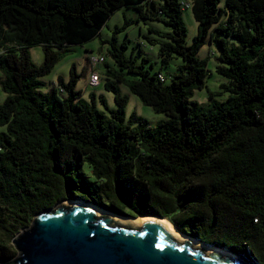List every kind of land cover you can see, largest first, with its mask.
Here are the masks:
<instances>
[{
  "label": "trees",
  "instance_id": "obj_1",
  "mask_svg": "<svg viewBox=\"0 0 264 264\" xmlns=\"http://www.w3.org/2000/svg\"><path fill=\"white\" fill-rule=\"evenodd\" d=\"M122 7L169 28H149L163 41L146 38L160 42L163 65L182 59L170 82L115 39L117 68L108 67L101 82L116 108L104 95L84 98L75 64L68 81L59 77L42 91L41 78L62 58L55 47L93 39ZM190 7L198 23L191 44L183 16ZM207 41L220 50L216 72L227 79L220 85L227 95L210 91L205 105L192 96L210 75L208 60L198 57ZM38 44L41 65L28 51ZM0 70L7 93L0 102V260L16 254L13 239L40 212L83 199L116 214L163 217L264 264V0H0ZM120 84L168 119L153 126L133 115L127 123L129 95Z\"/></svg>",
  "mask_w": 264,
  "mask_h": 264
},
{
  "label": "water",
  "instance_id": "obj_2",
  "mask_svg": "<svg viewBox=\"0 0 264 264\" xmlns=\"http://www.w3.org/2000/svg\"><path fill=\"white\" fill-rule=\"evenodd\" d=\"M70 201L36 215L13 239L15 259L0 264H251L156 219L132 221L146 216L106 214L92 202Z\"/></svg>",
  "mask_w": 264,
  "mask_h": 264
},
{
  "label": "rangeland",
  "instance_id": "obj_3",
  "mask_svg": "<svg viewBox=\"0 0 264 264\" xmlns=\"http://www.w3.org/2000/svg\"><path fill=\"white\" fill-rule=\"evenodd\" d=\"M155 1L161 2L162 0ZM221 4H224V0H221ZM183 16L188 27L187 40L188 43L191 44L194 36L198 32V23L194 18L191 7L183 10ZM126 20H129V23L125 25ZM149 28H155L161 32L169 31V28L163 22L158 20H147L140 17L139 12L135 8L122 7L117 10L112 17L110 16L100 33L93 39L82 45H64L61 47H55L56 50L62 53V58L49 74L41 78L45 83L41 90L44 92L51 90L53 86L57 84L59 77H63L65 81H68L70 78V69L72 68V65L75 64L77 72L82 74L78 81L77 88L83 91L84 98L89 99L91 93L104 95L108 107L110 109L116 108L114 94L105 89L103 82H101V85L98 87L88 86L89 73L85 72V67L88 63L86 58L87 53L105 55V63L96 67L101 78H103V73L108 67L117 68L115 59L110 53V50L113 48L111 41H115V39L119 47H124L125 44L127 45L124 49L126 55L135 57L137 64L145 65V69H149L151 74L161 70L168 79L167 83H169L171 76L179 71L178 65L182 63V59L180 57H175L168 64L163 65L161 59L158 57L160 42L151 45L146 37L154 38L159 41H163V39L157 34L151 33ZM141 49L143 50L142 52ZM28 51L36 65H41L44 62L45 54L41 44L29 46ZM211 52H214L215 55H210ZM219 53L220 50L217 44L215 42L210 43L209 41H207L198 53L200 59L208 60V68L210 70V75L206 80V87L202 90H196L192 96L193 100H196L201 104L207 105L211 102L209 97L210 91L219 94L216 98H226V93L220 94L222 91L220 85L226 83L227 79L216 72V67L219 64L217 59ZM145 58L149 59V61H145ZM106 63L109 66H107ZM151 65H153V67H151ZM2 75L3 73L0 70V78H2ZM131 78H137V76H131ZM120 88L122 93L129 95V103L126 107L125 115L127 123L132 121L133 115L145 118L153 126L162 120L168 119L167 114L156 112L153 107L145 105L138 96L130 92L127 86L120 84ZM6 97L7 93L2 89L0 84V102L3 103L6 100ZM99 107L103 108L100 104ZM3 131H6V126L0 125V132ZM69 201L70 200H66L64 202ZM17 254L18 252L16 250V254L12 258L1 259L0 262L3 260H14ZM249 262L256 264L254 261L249 260Z\"/></svg>",
  "mask_w": 264,
  "mask_h": 264
},
{
  "label": "built area",
  "instance_id": "obj_4",
  "mask_svg": "<svg viewBox=\"0 0 264 264\" xmlns=\"http://www.w3.org/2000/svg\"><path fill=\"white\" fill-rule=\"evenodd\" d=\"M87 60L89 63L88 85L97 87L101 83V77L96 67L103 64L106 61V57L103 54L87 53Z\"/></svg>",
  "mask_w": 264,
  "mask_h": 264
},
{
  "label": "bare ground",
  "instance_id": "obj_5",
  "mask_svg": "<svg viewBox=\"0 0 264 264\" xmlns=\"http://www.w3.org/2000/svg\"><path fill=\"white\" fill-rule=\"evenodd\" d=\"M71 202V201H69ZM99 212H103V213H106V214H109L107 211H105L104 209L102 208H99L98 209ZM116 216L117 218H122L121 216H118V215H114ZM156 219L158 222H160L161 224H163L164 226H166L167 228L169 229H172V230H176L178 231L175 226L170 222L168 221L167 219H161V218H158V217H149V216H146V217H138L136 219H132V221H142L143 219ZM179 232V231H178ZM225 251V250H224Z\"/></svg>",
  "mask_w": 264,
  "mask_h": 264
},
{
  "label": "clouds",
  "instance_id": "obj_6",
  "mask_svg": "<svg viewBox=\"0 0 264 264\" xmlns=\"http://www.w3.org/2000/svg\"><path fill=\"white\" fill-rule=\"evenodd\" d=\"M86 58H87V54H86ZM88 61V60H87ZM105 63V62H104ZM87 67H88V70H86V72H88L89 73V63H87V65H86ZM99 73V72H98ZM100 75V74H99ZM100 77H101V75H100ZM55 85H57V84H55ZM89 86V85H88ZM61 89H63V88H61ZM251 264H253V263H251Z\"/></svg>",
  "mask_w": 264,
  "mask_h": 264
},
{
  "label": "crops",
  "instance_id": "obj_7",
  "mask_svg": "<svg viewBox=\"0 0 264 264\" xmlns=\"http://www.w3.org/2000/svg\"><path fill=\"white\" fill-rule=\"evenodd\" d=\"M86 70V69H85ZM86 72V71H85ZM63 78V77H62ZM64 79V78H63ZM65 80V79H64Z\"/></svg>",
  "mask_w": 264,
  "mask_h": 264
}]
</instances>
